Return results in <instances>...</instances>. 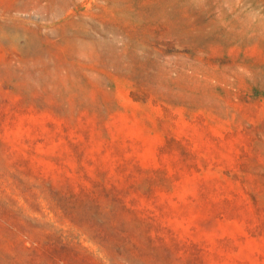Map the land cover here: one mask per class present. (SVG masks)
I'll use <instances>...</instances> for the list:
<instances>
[{"label":"rangeland","instance_id":"374dc122","mask_svg":"<svg viewBox=\"0 0 264 264\" xmlns=\"http://www.w3.org/2000/svg\"><path fill=\"white\" fill-rule=\"evenodd\" d=\"M0 264H264V0H0Z\"/></svg>","mask_w":264,"mask_h":264}]
</instances>
